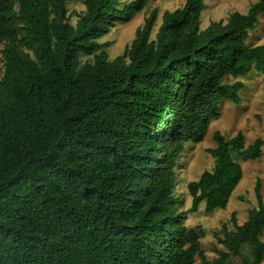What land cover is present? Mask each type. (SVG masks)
Returning a JSON list of instances; mask_svg holds the SVG:
<instances>
[{"label":"trees","instance_id":"trees-1","mask_svg":"<svg viewBox=\"0 0 264 264\" xmlns=\"http://www.w3.org/2000/svg\"><path fill=\"white\" fill-rule=\"evenodd\" d=\"M67 1L0 0V264H262L259 179L256 206L241 225L231 214L215 258L183 222L201 202L226 207L242 177L231 152L259 159L264 139L245 147L241 132H214V165L187 184L184 213L174 189L184 145L203 140L223 100L239 103L243 83L224 81L264 74V44L246 45L264 0L203 30L204 0H185L151 39L153 10L112 60L98 40L149 0H83L74 25Z\"/></svg>","mask_w":264,"mask_h":264},{"label":"rangeland","instance_id":"rangeland-1","mask_svg":"<svg viewBox=\"0 0 264 264\" xmlns=\"http://www.w3.org/2000/svg\"><path fill=\"white\" fill-rule=\"evenodd\" d=\"M131 0H118L119 7ZM185 0H149L147 6L126 23L115 24L109 32L98 40V43H110L106 49L108 59L112 60L121 55L124 47L129 45L134 37L135 30L143 24L144 19L153 10L156 11V21L152 30L151 39L161 23V15L164 11H173L180 8ZM256 0H204L205 8L201 12L199 20L200 30L205 29L211 22H225L233 12L246 13L248 8ZM83 0L67 1V18L74 25L77 16L83 12ZM264 44V17L260 16L258 23L248 33L246 45L248 47ZM92 56H80L79 62L91 63ZM0 57V76L2 71ZM242 82L244 87L238 92L239 103L235 104L223 100L220 104V115L217 120L211 121L207 133L199 143L188 142L184 145V151L179 158V170L176 175L174 196L179 200V212H186L191 205V197L187 192V184L198 180L199 176L210 171L214 165V159L208 150L214 148L213 133L219 132L225 139H230L241 132L244 136L245 147L255 139H264V74L252 70L245 77L228 78L224 82L232 84ZM232 159L242 169V177L238 185L230 195L224 209L206 213L204 203L201 202L196 212L187 213L184 226L199 229V239L203 257L211 260L216 257V250H224L221 245L222 226L232 230L230 222L231 214H235L236 223L241 225L247 218V211L256 206L254 187L256 180L261 182V196L264 204V148L259 159L241 161L236 153L231 152ZM264 243V230L260 237ZM242 255L249 258V249L245 246ZM232 264H240V258L231 257ZM195 264H200V259L195 258ZM264 264V260L263 263Z\"/></svg>","mask_w":264,"mask_h":264}]
</instances>
